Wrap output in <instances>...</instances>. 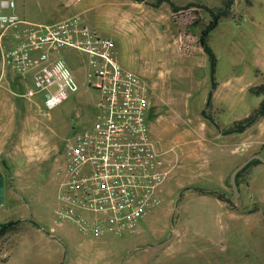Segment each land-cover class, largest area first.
<instances>
[{
  "label": "rangeland",
  "instance_id": "374dc122",
  "mask_svg": "<svg viewBox=\"0 0 264 264\" xmlns=\"http://www.w3.org/2000/svg\"><path fill=\"white\" fill-rule=\"evenodd\" d=\"M17 4L22 17L36 22L83 15L115 40L122 66L140 75L150 93L157 82L153 91L161 100L151 99L149 124L166 161L176 168L163 201L134 232L97 238L57 219L63 180L58 170L65 147L93 126L99 99L86 84V66L81 67L74 52L63 50L81 82L78 93L49 110L40 96L38 104L16 95L17 100H0V225L16 222L8 234H0V264H264V172L252 160L237 175L236 193L230 180L235 165L251 156L249 147L264 143V116L245 129V145L234 152L236 145L226 142L231 137L214 134L210 121L213 116L224 129L243 122L264 98L251 89L264 83V0ZM229 4L231 15L222 18L208 39L216 58L213 66L201 32L211 20L207 9ZM154 15L159 17L153 24L146 23L145 17ZM6 68L0 45V93L8 89L9 74L17 75ZM209 92L214 111L207 106Z\"/></svg>",
  "mask_w": 264,
  "mask_h": 264
},
{
  "label": "built area",
  "instance_id": "2783aa9c",
  "mask_svg": "<svg viewBox=\"0 0 264 264\" xmlns=\"http://www.w3.org/2000/svg\"><path fill=\"white\" fill-rule=\"evenodd\" d=\"M17 7V0H0L1 59L24 86L18 96H40L49 110L79 92L63 50L86 66V84L99 93L93 126L65 147L57 219L97 238L134 232L163 201L172 169L152 136L146 81L122 66L115 40L83 15L44 23L22 17Z\"/></svg>",
  "mask_w": 264,
  "mask_h": 264
},
{
  "label": "crops",
  "instance_id": "0c3cea01",
  "mask_svg": "<svg viewBox=\"0 0 264 264\" xmlns=\"http://www.w3.org/2000/svg\"><path fill=\"white\" fill-rule=\"evenodd\" d=\"M93 1H95V3L96 2H100V0H93ZM88 2H90V1H88ZM133 4V3H132ZM120 10H121V12H122V8L120 7ZM86 11H88V9L86 10ZM113 11V10H112ZM76 14H78V13H76ZM72 16V15H71ZM70 17V16H69ZM157 17H159L158 15H154V16H152V17H145V18H148L147 20L145 19V18H143L142 20H146V23H147V21L149 22V24L151 25V24H153V21L157 18ZM64 19L65 18H67V17H63ZM126 20V19H125ZM126 21H129V20H126ZM164 36V35H163ZM154 76V72H151V77H153ZM6 85L8 86L7 88V90H5L3 93H0V100H17V99H15L16 98V96H18V94L19 93H21V92H19V91H17V90H19V89H24V86L22 85V83H21V81H20V78L18 77V76H11L10 74H9V76H8V79H7V83H6ZM157 82H154V83H152L151 84V87H152V90H151V93H150V97H151V99L152 100H157L158 99V97L156 96V92H154L153 90L155 89V90H157ZM12 88V89H11ZM7 91V92H6ZM210 93V92H209ZM16 95V96H15ZM158 100H161V98L160 99H158ZM32 102H34V103H36V104H38V101L35 99V100H31ZM211 106H212V109H213V111L215 110V106H214V104H211ZM151 108H152V106H151ZM150 112H151V110H150ZM210 121H211V123H212V126H213V129H212V132L215 134V133H217V136H222L223 138L224 137H228V136H230L231 138H230V140H228V141H226L227 143H230L231 144V146H235V147H232V148H234L233 149V152L234 151H237V149L239 148V147H242V145H245L244 143H245V141H244V137H243V133L245 132V130L244 131H242V132H238V131H231V132H229L230 130H233V128H234V126L235 125H230L228 128H226V129H224V128H222L221 126H220V124L218 123V122H216L215 121V119H214V117L212 116V119H210ZM218 126H220L221 128H218ZM240 135H242V136H240ZM248 145H250V142H246ZM249 148H251L249 151H251V152H249V155H247V156H250V155H252V154H254V153H258V154H260V151L264 148V143L263 144H260V143H258L256 146H250ZM253 148V149H252ZM244 156H246L245 154H244ZM245 160V159H244ZM169 163H170V165H171V172H170V174L175 170V165H173L170 161H169ZM262 164L260 163V164H257L256 166H255V169L256 170H258V171H263L264 172V167L263 166H261ZM235 166H238V164H236ZM170 174H169V176H168V178H167V181H166V183H165V186H166V184H167V182L169 181V177H170ZM223 176H225V175H223ZM224 178V177H223ZM222 187H224V184L223 185H221ZM15 226V225H14ZM13 226V227H14ZM12 227V228H13ZM11 228V229H12ZM10 229V230H11ZM9 230V231H10ZM9 231H8V233H9ZM7 233V234H8Z\"/></svg>",
  "mask_w": 264,
  "mask_h": 264
},
{
  "label": "trees",
  "instance_id": "16d2710c",
  "mask_svg": "<svg viewBox=\"0 0 264 264\" xmlns=\"http://www.w3.org/2000/svg\"><path fill=\"white\" fill-rule=\"evenodd\" d=\"M192 5V4H191ZM190 5V6H191ZM231 5H227L224 8H219L218 10H214L212 8H208L207 10L211 13V20L209 23L203 28L201 32V37H200V42L201 45L204 49V51L210 56L212 65H215V55L212 52L211 48L208 45V39L210 36V33L219 25L220 21L224 17H228L231 15V10L230 7ZM257 95H262L264 96V83L257 85L253 88H251ZM207 106H211V93H209V98L207 101ZM264 116V98L262 101L259 103V106L254 110L252 114H250L243 122H238L235 123V126L233 130L231 131H238L242 132L244 131L247 127L251 126L254 124L260 117ZM257 162L261 163L260 160H256ZM240 175V174H239ZM223 198V196H222ZM221 198V199H222ZM16 222H7L3 223L0 225V234L5 235L8 233V231L15 225Z\"/></svg>",
  "mask_w": 264,
  "mask_h": 264
},
{
  "label": "water",
  "instance_id": "95a60500",
  "mask_svg": "<svg viewBox=\"0 0 264 264\" xmlns=\"http://www.w3.org/2000/svg\"><path fill=\"white\" fill-rule=\"evenodd\" d=\"M252 160H260L262 163H264V156L255 153L248 157L246 160H244L241 164H239L232 172V175L230 177L232 189L236 193L238 191L237 189V175L238 173L244 169ZM4 201V176L2 171L0 170V202Z\"/></svg>",
  "mask_w": 264,
  "mask_h": 264
}]
</instances>
